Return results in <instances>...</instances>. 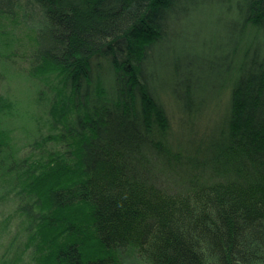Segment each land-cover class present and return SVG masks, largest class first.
Masks as SVG:
<instances>
[{
	"label": "trees",
	"instance_id": "1",
	"mask_svg": "<svg viewBox=\"0 0 264 264\" xmlns=\"http://www.w3.org/2000/svg\"><path fill=\"white\" fill-rule=\"evenodd\" d=\"M19 53L52 132L0 126V264H264V0H0Z\"/></svg>",
	"mask_w": 264,
	"mask_h": 264
},
{
	"label": "rangeland",
	"instance_id": "2",
	"mask_svg": "<svg viewBox=\"0 0 264 264\" xmlns=\"http://www.w3.org/2000/svg\"><path fill=\"white\" fill-rule=\"evenodd\" d=\"M193 49L192 46H189ZM161 51L159 52V54ZM21 54H17L16 57L2 58L0 57V98L6 99L11 104L10 110L7 111L9 115L4 113L0 117V126L2 129L7 130L15 141V144L22 148L26 145H30L33 142V137L39 133V128L43 127V115L45 118V113L41 110V102L37 101V92L43 93L42 97H45V93L48 92L47 88L38 89V85L35 80L29 77L28 71L30 67V60L28 65L24 64ZM49 86L59 85L57 78L52 77L48 81ZM49 88V87H48ZM226 103L227 96L221 97L220 104L217 108H210L206 110V120L204 125L208 122L211 129L220 125L226 116ZM41 114L42 117H41ZM178 122H173L171 124L172 137L177 136ZM52 132L51 130L41 128L40 134L47 135ZM38 136V135H37ZM36 136V137H37ZM34 137V138H36ZM40 140H38L39 142ZM51 144V145H50ZM53 143H46L48 149L52 147ZM35 153L36 144H35ZM170 173L165 169L164 177H169ZM172 178L178 179L179 176L173 175ZM173 181V179H171ZM1 217V215H0ZM115 258L119 259L118 264H140L136 259L135 250L129 248L125 250L122 254L121 252H116ZM55 261V256L53 254H48L41 264H49Z\"/></svg>",
	"mask_w": 264,
	"mask_h": 264
}]
</instances>
